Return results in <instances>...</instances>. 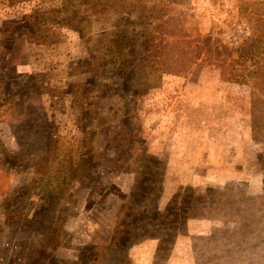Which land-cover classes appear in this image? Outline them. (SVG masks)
Returning <instances> with one entry per match:
<instances>
[{
    "label": "rangeland",
    "instance_id": "rangeland-1",
    "mask_svg": "<svg viewBox=\"0 0 264 264\" xmlns=\"http://www.w3.org/2000/svg\"><path fill=\"white\" fill-rule=\"evenodd\" d=\"M65 1L0 0V264H264V0Z\"/></svg>",
    "mask_w": 264,
    "mask_h": 264
},
{
    "label": "trees",
    "instance_id": "trees-1",
    "mask_svg": "<svg viewBox=\"0 0 264 264\" xmlns=\"http://www.w3.org/2000/svg\"><path fill=\"white\" fill-rule=\"evenodd\" d=\"M75 0H66L63 5L61 6L60 9L58 10H49L43 13H36L34 12V14L32 15V19L34 21H37V25H41V28H45L48 25L53 26V25H65V26H69V27H74L73 26V19L71 17L72 14V7L73 4H76L74 2ZM77 1V0H76ZM119 3H123L121 0H116ZM134 3H137L138 0H130ZM131 6V5H129ZM132 7V6H131ZM123 9V8H121ZM127 9V8H126ZM123 11V10H122ZM132 12H128V14H131ZM152 13L150 12L149 14V19L152 21ZM153 22V21H152ZM135 24V20L133 22H126V25L122 24V23H117L116 25H114L115 27L113 28L112 32H109L107 37H111L110 39H112V41L108 44L107 42H103L102 43V52L104 54L105 57H109L110 54H114V49L115 51H117L118 53V59H119V64L122 67H127L129 66L131 63H134V67L137 68V61L140 60V56H139V52L137 51H130L131 48L126 47V50H122V48H120V40H128L130 37L127 35L126 32V27L128 26H133ZM151 24V23H149ZM34 28V26H33ZM48 28V27H47ZM39 29V30H40ZM50 29V28H48ZM37 30V31H39ZM78 33L79 30H76ZM131 40H133V44L135 43L136 39L133 36L132 38H130ZM130 51V52H127ZM110 53V54H109ZM136 86V85H135ZM136 88V87H135ZM83 107H81L82 109ZM77 110V109H76ZM80 120V119H79ZM53 152H54V148H53ZM52 158H54V155L52 156Z\"/></svg>",
    "mask_w": 264,
    "mask_h": 264
},
{
    "label": "built area",
    "instance_id": "built-area-1",
    "mask_svg": "<svg viewBox=\"0 0 264 264\" xmlns=\"http://www.w3.org/2000/svg\"><path fill=\"white\" fill-rule=\"evenodd\" d=\"M236 1L237 0H224V2H226L225 6L236 11L238 10ZM248 29L249 28L246 23L235 22L231 25L230 29L226 28V31L223 33L222 37L229 47H235L247 35Z\"/></svg>",
    "mask_w": 264,
    "mask_h": 264
}]
</instances>
